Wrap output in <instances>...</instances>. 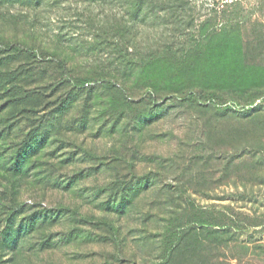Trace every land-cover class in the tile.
<instances>
[{
    "label": "rangeland",
    "instance_id": "374dc122",
    "mask_svg": "<svg viewBox=\"0 0 264 264\" xmlns=\"http://www.w3.org/2000/svg\"><path fill=\"white\" fill-rule=\"evenodd\" d=\"M220 1L0 0V264H264V0Z\"/></svg>",
    "mask_w": 264,
    "mask_h": 264
},
{
    "label": "trees",
    "instance_id": "16d2710c",
    "mask_svg": "<svg viewBox=\"0 0 264 264\" xmlns=\"http://www.w3.org/2000/svg\"><path fill=\"white\" fill-rule=\"evenodd\" d=\"M12 48L15 50H27V48L21 44H14V45H12ZM52 60L56 61L54 58ZM56 62H58V66H59L61 73L65 74V75L69 73L66 65L63 62H61V61H56Z\"/></svg>",
    "mask_w": 264,
    "mask_h": 264
},
{
    "label": "built area",
    "instance_id": "2783aa9c",
    "mask_svg": "<svg viewBox=\"0 0 264 264\" xmlns=\"http://www.w3.org/2000/svg\"><path fill=\"white\" fill-rule=\"evenodd\" d=\"M227 2H229V1H228V0H221V1H220V8H223L224 5H225Z\"/></svg>",
    "mask_w": 264,
    "mask_h": 264
}]
</instances>
